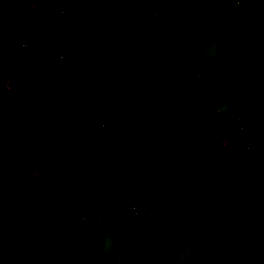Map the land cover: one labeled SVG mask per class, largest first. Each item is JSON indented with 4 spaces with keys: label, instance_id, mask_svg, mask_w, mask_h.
<instances>
[{
    "label": "rangeland",
    "instance_id": "rangeland-1",
    "mask_svg": "<svg viewBox=\"0 0 264 264\" xmlns=\"http://www.w3.org/2000/svg\"><path fill=\"white\" fill-rule=\"evenodd\" d=\"M207 3L218 11L213 18L205 15ZM42 6L41 12L36 5L32 9L37 26L62 51L69 36L92 86L94 108L110 110L102 120L108 127L96 115L95 133L106 154L90 167V175L100 173L90 191L103 203L90 224L94 237L116 238L122 208L114 198L118 176L128 182L132 203L139 207L129 216L130 234L152 213L165 217L163 234L183 236L184 224L173 218L182 215L194 225L203 221L202 228L207 221L204 229L217 226V237L214 230L195 234L216 237L204 240L216 264H264V0H43ZM196 10L203 11V19L195 17ZM25 29L12 0H0V138H5L0 151L11 159L18 134L24 141L36 139L0 180L5 252L0 264H14V254L28 259L53 243L51 187L59 154L68 152L36 57L23 46ZM36 42L55 87V59L47 45ZM241 67L252 75L238 87L232 78ZM69 77L64 71V106L76 97ZM161 148L164 153L157 155ZM206 154L210 163L202 157ZM185 186L186 193L173 195V189ZM161 238L152 245L159 244L171 260L172 248ZM104 247L105 259L114 264L121 246ZM60 261L56 245L49 264Z\"/></svg>",
    "mask_w": 264,
    "mask_h": 264
},
{
    "label": "trees",
    "instance_id": "trees-1",
    "mask_svg": "<svg viewBox=\"0 0 264 264\" xmlns=\"http://www.w3.org/2000/svg\"><path fill=\"white\" fill-rule=\"evenodd\" d=\"M16 9L17 17L22 20L26 29L30 48L32 49L40 72L42 84L47 93L49 102L57 115L58 121L62 123V131L65 136L68 152L67 155L61 152L56 174L53 178L51 192L54 196V204L51 206L50 216L53 220L55 238L52 244H45L40 254L32 255L28 259H23L20 255H15L12 259L14 264H49L51 249L61 246L60 264H67L69 260L78 259L79 264H99L98 251L95 242L91 238L90 224L93 219V213L103 206L99 197L90 191V185L98 182L99 172L90 175V167L95 159L103 158L106 154V148L97 138L95 133L96 115L99 109H95L91 96V87L85 79L84 71L80 67L77 56L70 41L66 36L67 46L65 51L51 44L47 37L41 32L34 20V14L31 15L34 5L38 11H44L43 0H12ZM203 12L196 11L195 16L202 18ZM26 16L33 25L26 23ZM214 14H208L213 17ZM60 29H58L59 31ZM47 45L55 59V87H53L47 77L43 59L39 53L38 43ZM70 74L69 79L74 87L76 97L68 106L62 103L63 83L62 76L64 71ZM55 89V90H54ZM84 101L87 102L84 107ZM68 120L72 122V127L68 126ZM17 127L15 123L13 127ZM13 134H17L15 130ZM19 142L15 153L11 159H6L0 151V180L5 179L10 167L35 143L36 139L31 138L28 141L22 139V135H17ZM5 141L0 138V143ZM125 188V193L124 189ZM115 200L122 205L120 218L117 224V240L123 242L128 239L127 224L129 216L133 211V193L126 180L121 179V184L114 195ZM59 223H56V220ZM15 252L19 250L14 243ZM0 254L5 255L2 244L0 243ZM20 254V253H19ZM15 259V260H14Z\"/></svg>",
    "mask_w": 264,
    "mask_h": 264
},
{
    "label": "crops",
    "instance_id": "crops-1",
    "mask_svg": "<svg viewBox=\"0 0 264 264\" xmlns=\"http://www.w3.org/2000/svg\"><path fill=\"white\" fill-rule=\"evenodd\" d=\"M89 7L93 10L94 9L93 3H90ZM211 8H212V5L210 3H207L206 7L204 9L205 15L207 17H208L209 13L214 14V16L216 14H218L217 10L213 11V10H211ZM198 11H202V10H198ZM213 17H209V18H213ZM196 18L198 20L203 19V17L202 18L196 17ZM75 53H76V51H75ZM79 53H80V51H79ZM76 56H77V61H78L79 65L83 66L81 64L82 61L80 59V56H78L77 53H76ZM82 69L84 70V74L86 75V78H87L86 70L84 68H82ZM207 75H209V74H207ZM251 75L252 74L249 70L241 67V69L239 68L237 70L235 76L232 78L233 84L235 86L241 87L246 81H248V79L251 78ZM88 79L89 78H87V80ZM184 82L187 84H190L186 80ZM91 83H94V82H91ZM89 85H90L91 90H92L91 84H89ZM121 99H122V97L120 96L119 99H117L111 105H113L116 102H119ZM112 100L113 99L106 100V102H104V103H111ZM109 113H110L109 109H107V110L101 109V110H99V113L97 114V119L102 121ZM103 124H105V126H103ZM101 125L103 127H108L107 126L108 124L105 123L104 121L101 122ZM110 137L111 138L116 137L115 136V129L113 127L112 128L110 127ZM164 151H165L164 148H161V150H159L157 155L160 153L161 154L164 153ZM202 157H204V160H206V162L210 163L211 157L209 154H206L205 156H202ZM108 161L110 162V159ZM106 167L110 168L109 164H107ZM219 171H220V169L216 170L215 172H219ZM117 178L121 181V177L117 176ZM98 182H99V180H98ZM188 189L189 188L185 186L182 189L175 188V189H173L172 192H173V195L174 194L178 195L180 192L186 193V191H188ZM159 201L163 202L165 200L161 199ZM219 216L220 215H218L217 217H219ZM173 218H177L178 220H180V222H182V224H184L183 228L181 230L182 232H184V235L180 236V237L175 236V238H173V239L169 238L168 235L166 234V232H165V234H163L164 224H162L160 222H162L165 219V217H154L152 213H151V215H148L147 217L143 216L141 220H138L135 224L136 230H134L132 232V234H130L128 232V234H129L128 239H126L122 243L118 242V240L116 239L117 238L116 232H115L116 238H114V236L112 235V238H105L103 240H98V238H95L94 234H92V229H91V238L95 242L97 250L100 251V255L102 258L101 263L102 264H108V261H110L109 259H105V256H106V254H108V251L106 250L104 245L107 244L109 246V248H108L109 251H112L115 248L116 249L119 248L116 252L122 253L121 256L117 255V256L113 257L112 260L114 261V264H120V262L122 264H216L214 261H211L208 258L207 253H206L207 252L206 250L208 249V244L206 242H204V240L206 239V240L215 241L216 237L218 236L217 226L212 228V225H214V223H212L211 225H209V227L204 229V227H206L209 224L207 221L204 223L205 226L202 228L200 225L202 224L203 221H199V225H196V224L194 225V222L189 221L187 219V217H185V216L176 215V217H173ZM211 222H212V220H211ZM197 226H199V227H197ZM210 230L216 231L215 239L213 237L207 238V234L210 233ZM136 232H138V233H136ZM196 232L197 233L199 232V234H203L204 232H207V234L205 236L206 238L205 237L195 238ZM103 237H104V235H103ZM154 237L155 238L156 237H162L161 241L166 240L165 244L168 247L172 248L171 249V257H172L171 260H167L168 257H166V258L163 257V255L161 254V251L159 249H157V247H159V244L157 247H154L152 245V242L155 240ZM193 243H195V245ZM116 244H118V245H116ZM117 246H121V248L120 247L117 248ZM156 250L158 251V254L156 253ZM122 257H124L122 259L124 262H122V260H121ZM216 257H217V259H219L220 254L217 253ZM163 259H166V260L163 261Z\"/></svg>",
    "mask_w": 264,
    "mask_h": 264
},
{
    "label": "built area",
    "instance_id": "built-area-1",
    "mask_svg": "<svg viewBox=\"0 0 264 264\" xmlns=\"http://www.w3.org/2000/svg\"><path fill=\"white\" fill-rule=\"evenodd\" d=\"M23 46H24L25 48H30V44H29V43H23ZM103 126H105V124H103ZM252 147H253V146H252ZM252 147H251V148H252ZM258 158L261 159L262 156H261V155H258ZM132 210H133L135 213H137V212H139V207H138V206H134ZM257 263H259V261H258Z\"/></svg>",
    "mask_w": 264,
    "mask_h": 264
},
{
    "label": "water",
    "instance_id": "water-1",
    "mask_svg": "<svg viewBox=\"0 0 264 264\" xmlns=\"http://www.w3.org/2000/svg\"><path fill=\"white\" fill-rule=\"evenodd\" d=\"M23 18H25L26 23H29L30 25H33L26 16H23Z\"/></svg>",
    "mask_w": 264,
    "mask_h": 264
}]
</instances>
